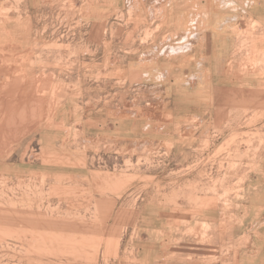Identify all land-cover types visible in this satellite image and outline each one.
<instances>
[{"label": "rangeland", "instance_id": "374dc122", "mask_svg": "<svg viewBox=\"0 0 264 264\" xmlns=\"http://www.w3.org/2000/svg\"><path fill=\"white\" fill-rule=\"evenodd\" d=\"M171 1L0 0V264H264V0Z\"/></svg>", "mask_w": 264, "mask_h": 264}, {"label": "crops", "instance_id": "0c3cea01", "mask_svg": "<svg viewBox=\"0 0 264 264\" xmlns=\"http://www.w3.org/2000/svg\"><path fill=\"white\" fill-rule=\"evenodd\" d=\"M140 1H146V0H122V3H123V6L128 7V6L133 5L135 2H140ZM147 1L154 2L153 3L154 5H158V3L159 4L165 3L166 6H169L172 3L171 0H147ZM195 21L197 22L198 20H195ZM217 29L218 28H183V29L179 30V32H175L174 35L176 34V37H177L178 34H184L183 38H185V39L182 40L183 44L178 45V46L184 47V45H185L184 43H187V41H188L189 42L188 44L193 45L196 49L197 48L202 49L201 47H204V48L209 47L212 52L216 53L215 48L220 43V37L217 35L218 34ZM188 30H193L192 32H194V34H196V35L187 36V33H189ZM205 33H207L206 37H205V35L201 36V34H205ZM189 48H191V47H189ZM201 56L198 58L201 59Z\"/></svg>", "mask_w": 264, "mask_h": 264}, {"label": "bare ground", "instance_id": "6f19581e", "mask_svg": "<svg viewBox=\"0 0 264 264\" xmlns=\"http://www.w3.org/2000/svg\"><path fill=\"white\" fill-rule=\"evenodd\" d=\"M12 117H13V116H11V117H10V118H8V119L12 120ZM14 119H15V118H14Z\"/></svg>", "mask_w": 264, "mask_h": 264}]
</instances>
